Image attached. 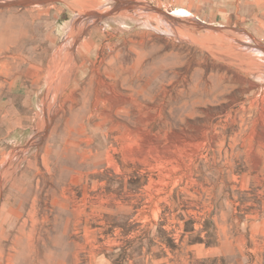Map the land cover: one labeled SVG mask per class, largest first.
<instances>
[{
  "label": "rangeland",
  "instance_id": "1",
  "mask_svg": "<svg viewBox=\"0 0 264 264\" xmlns=\"http://www.w3.org/2000/svg\"><path fill=\"white\" fill-rule=\"evenodd\" d=\"M262 50L264 0H0V264H264Z\"/></svg>",
  "mask_w": 264,
  "mask_h": 264
},
{
  "label": "bare ground",
  "instance_id": "2",
  "mask_svg": "<svg viewBox=\"0 0 264 264\" xmlns=\"http://www.w3.org/2000/svg\"><path fill=\"white\" fill-rule=\"evenodd\" d=\"M262 52H264L263 50H262ZM19 201H20V198H19ZM18 210H22V204L21 205H18ZM22 207V208H21ZM33 207V206H32ZM32 209V208H31ZM20 210V211H21ZM23 211V210H22ZM27 211V210H26ZM30 211V210H29ZM12 215V214H11ZM22 215V214H21ZM30 217V216H29ZM10 219V218H9ZM33 219H34V217H33ZM32 218H31V220H33ZM23 220V219H22ZM23 222V221H22ZM36 222V221H35ZM24 223H26V221L24 222ZM11 225V224H10ZM13 225V224H12ZM14 226V225H13ZM34 226V225H33ZM23 227H24V225H23ZM25 231V230H24ZM18 235V234H17ZM17 249H15V250H18V248L21 246V242H20V240H19V238L14 242V244H13ZM11 247H12V245H11ZM10 247V248H11ZM14 249V248H13ZM10 251V250H9ZM21 252L20 251H17L16 252V254H10V253H8V254H6L7 256H6V258H5V260H6V264H12L11 262L13 261V260H16V259H19V258H21V254H20ZM1 261V260H0ZM17 263V262H16Z\"/></svg>",
  "mask_w": 264,
  "mask_h": 264
}]
</instances>
